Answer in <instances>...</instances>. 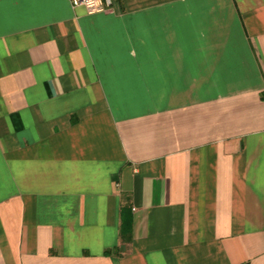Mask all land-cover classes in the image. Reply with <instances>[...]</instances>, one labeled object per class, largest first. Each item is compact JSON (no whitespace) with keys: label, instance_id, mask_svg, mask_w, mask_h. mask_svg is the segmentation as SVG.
<instances>
[{"label":"crops","instance_id":"0c3cea01","mask_svg":"<svg viewBox=\"0 0 264 264\" xmlns=\"http://www.w3.org/2000/svg\"><path fill=\"white\" fill-rule=\"evenodd\" d=\"M0 264H264V0H0Z\"/></svg>","mask_w":264,"mask_h":264},{"label":"built area","instance_id":"2783aa9c","mask_svg":"<svg viewBox=\"0 0 264 264\" xmlns=\"http://www.w3.org/2000/svg\"><path fill=\"white\" fill-rule=\"evenodd\" d=\"M74 5H85L90 11L102 9L105 7H111L113 0H70Z\"/></svg>","mask_w":264,"mask_h":264}]
</instances>
